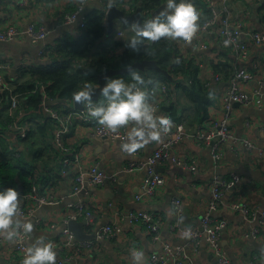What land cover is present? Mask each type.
I'll use <instances>...</instances> for the list:
<instances>
[{"label": "crops", "instance_id": "obj_1", "mask_svg": "<svg viewBox=\"0 0 264 264\" xmlns=\"http://www.w3.org/2000/svg\"><path fill=\"white\" fill-rule=\"evenodd\" d=\"M75 1L0 0V28L9 23L19 27L29 23L43 25L50 30L43 42L52 46L57 38H64L67 42L83 38V27L62 23L64 14L74 9ZM112 1L117 2L118 7H125L124 0ZM136 1L137 5H140L141 0ZM214 1L222 10V17L229 19L232 24L240 25L243 30L264 31V0ZM195 3L200 13L199 20L207 18L209 11L205 1L197 0ZM103 5L101 0L88 1L81 14L87 18L91 11ZM221 27L222 24L218 20L205 31H201L199 27L191 42L175 41V45H180L178 48L184 58L192 64L191 67H198V78L203 85L213 93L212 100L205 107L206 115L201 116V113H198V117H195L194 101L185 93L183 86L174 89L173 95H170L180 114L178 123L182 124L184 130L182 137L172 146V151L187 165L172 161L160 162L156 169L164 177L163 185L151 197L137 201L134 194L141 191L140 186L145 176L143 169L120 171L115 183H107L99 188L85 187L74 195L71 190L74 182L73 171L70 170L66 176L59 173L62 159L66 155L56 145L52 143L44 147L39 157H34L32 151L26 153L21 164H25L30 173L22 178L20 171H15L12 179L17 183L16 187L19 189L20 184L22 190L19 191L22 192L30 191L35 186L39 193L52 195L56 200L53 203H43L33 216L26 219L31 220L34 225L33 231L29 233L30 244L41 237L52 243L59 242L54 246L57 259H62V264H127L128 260L132 259L131 253L134 250L145 253L144 264H155L150 262V254L160 250L165 242H169L186 255L182 264H218L217 255L204 239L198 247L193 248L189 236L171 229L170 224L177 217L173 199L179 197L182 202V212L178 216L180 222L183 225L198 226L211 197L214 179L230 180L237 176L238 180L233 185L221 188V199L224 203L213 211L214 217L224 218L227 224L221 229L220 244L227 253L230 264H264V222L260 223L257 219L248 222L239 211L226 206L230 202H238L252 207H264V157L256 153L258 147L264 146V44H256L242 36L246 53L241 56L230 45L223 46L220 43ZM104 37L105 35L102 38ZM101 39L96 45L100 49H106L99 46ZM41 43H33L27 39L0 41V61L8 60L10 64L4 72V80L6 79L9 86L16 87L30 78L28 72L22 73L20 70L26 64L49 60L46 55L39 53ZM226 64L234 71L239 66L245 67L254 76L244 85L249 93L247 102L231 103L227 120L230 136L222 143V157L215 159L210 145L217 138L205 142L198 140L195 135L200 129L208 131L223 114L221 94L234 72L226 75L222 69ZM215 65H218L219 70L215 69ZM216 75H219V80H216ZM180 79L182 80V77ZM166 117L171 118L172 126L176 125L178 120L174 118L173 113ZM133 123L130 122L126 127H131ZM11 136L15 138L12 134ZM68 138L72 147L82 154L83 163H97L98 167L114 172L129 160L145 159L167 138V134L160 142H153L134 154L121 150L117 140L90 135L88 128L82 124H74ZM246 140L252 142L255 147L247 148ZM3 176L5 175H1L0 179H3ZM4 182L0 180V190L8 186L2 187ZM76 201H81L93 209L94 228L103 223L118 222L123 227L122 233L110 239L97 240L90 247L62 245L64 218L74 211ZM140 207L156 213L163 219L157 236L149 234L143 224L131 223L124 215L128 209ZM36 217L40 218L39 222L35 221ZM253 227L258 228L255 235L251 234ZM12 244L13 240L0 235V264H21L23 257L13 251Z\"/></svg>", "mask_w": 264, "mask_h": 264}, {"label": "built area", "instance_id": "obj_2", "mask_svg": "<svg viewBox=\"0 0 264 264\" xmlns=\"http://www.w3.org/2000/svg\"><path fill=\"white\" fill-rule=\"evenodd\" d=\"M91 0H76L75 7L73 10L64 14L62 23L64 24H76L78 27L85 25L84 16L81 14L85 7V4ZM105 6L109 7L112 4V0H101ZM133 0H124L125 11L129 12L133 10L130 3ZM209 16L207 18H201L199 20L200 30H207L214 22L220 21L222 27L219 32L221 38V44L223 46L230 45L239 55L245 56L246 46L243 43L242 36L251 39L256 44H264V31L252 29L243 30L240 25L232 24L229 19L222 17V10L216 5L214 0H204ZM196 8L197 4L191 2ZM198 10V8H197ZM151 11L145 9V13ZM49 29L43 25H36L29 23L25 26L19 27L16 24L9 23L5 27L0 28V41H9L14 39H27L30 42H42L39 47V53L44 54L48 49L46 43L43 40L49 33ZM118 36L123 35V31L119 28L116 29ZM174 42L175 40L166 39ZM229 40L228 44L224 41ZM185 42V41H181ZM187 43V42H186ZM180 48L179 44H176ZM10 67L7 61H0V96L5 90L11 91L13 86H9L8 82H4L3 75L6 69ZM253 73L247 68L239 66L232 74L230 82L221 94V102L224 106L222 116L214 122L212 128L208 131L198 130L196 132V138L198 140H204L210 142L214 138L210 145L212 156L215 159L222 157L221 146L222 143L230 136L227 120L231 110V103L238 101L246 103L249 97V93L244 85L253 78ZM216 80H219V75L215 76ZM168 86L166 83H160L157 87L153 88L149 95V102L155 109L154 115L156 117L163 116L162 107L166 105V95ZM260 94V91L257 90ZM48 99L46 96L45 100ZM104 99V98H103ZM101 99V100H103ZM18 94L14 93L10 96V108L16 109L18 107ZM98 102V100H96ZM44 110H46L50 116L57 120V125L53 129L52 140L61 152H63L64 158L62 159L60 173L67 175L70 170L73 171L74 182L71 185L72 194H77L80 190L82 191L85 187L94 186L96 188L102 187L107 183H115L118 178L120 171L132 172L137 169H143L145 176L141 183V191L134 194V199L140 201L147 199L154 195L157 189L163 185L164 177L156 169V165L163 161H172L180 165H187L178 155L172 151V146L177 140H179L184 134L183 126L181 123H176L172 126L170 131L167 133V138L161 142L151 153H149L145 159L129 160L122 168L114 172H108L105 169L98 167L97 163L86 164L83 163L82 154L79 150L72 147L71 141L68 138L70 129L75 124H82L88 128V133L94 136H106L111 139L117 140L121 148V144L126 137L128 128L121 126L118 129H109L105 125L99 123V121L91 117L86 106L82 108H76L72 106L66 113L60 114L58 110L52 109L51 107L44 104ZM21 114V113H20ZM20 116V115H19ZM9 132L15 137H25L27 135L28 124L17 119H13L8 123ZM245 145L249 149H253L255 146L252 142L246 140ZM137 153V152H136ZM256 153L259 156L264 157V146L258 147ZM194 168V166H193ZM238 180L237 176H233L230 180H223L221 178H215L211 186V197L208 200L206 210L203 212L200 218L198 226L183 225L178 216L182 212V202L179 197L173 199L175 208L176 218L170 224L171 229L174 232H181L184 234L186 230H190L189 235L190 245L193 248L198 247L205 240V243L214 251L218 257V264H230L227 253L222 249L220 244V233L221 229L225 227L226 220L224 218H217L213 216V211L224 202L221 199L222 187H228L233 185ZM8 186L3 187L2 189ZM17 188L16 186H13ZM1 189V190H2ZM18 189V188H17ZM19 191V189H18ZM20 206L18 210V218L21 222L26 221L34 215L36 209L43 203H53L56 200L47 193H39L36 187H32L30 191L20 192ZM75 209L69 215L64 218L63 237L62 245L74 246L76 248L90 247L92 244L99 239H110L117 237L123 231V227L118 222H107L94 228V211L89 205L76 201L74 203ZM228 208L234 211H239L248 222L258 220L260 223L264 222V207H252L244 203L230 202L226 204ZM124 215L133 224H143L145 230L152 236H157V232L163 224V219L154 212L146 208H132L128 209ZM36 222L40 221L39 217L35 218ZM70 219L82 220L87 231H95V239L78 240L72 230L67 227V223ZM54 226V224L52 225ZM258 232L257 227L251 229V234L255 235ZM19 236L13 240L12 249L14 252L21 254L24 257L26 248L30 245V234L25 233L22 228V224L19 228ZM252 235V236H253ZM54 245H58L59 242H53ZM63 247V246H62ZM186 255L180 248L173 247L169 242H165L160 250L154 251L150 254L149 260L155 264H165L170 262L171 264H182ZM59 264L63 263L62 259H57ZM127 264H134L132 259L128 260ZM258 264V263H251Z\"/></svg>", "mask_w": 264, "mask_h": 264}, {"label": "trees", "instance_id": "obj_3", "mask_svg": "<svg viewBox=\"0 0 264 264\" xmlns=\"http://www.w3.org/2000/svg\"><path fill=\"white\" fill-rule=\"evenodd\" d=\"M191 1L196 2L197 0H188V2ZM176 2L179 4L185 0H176ZM162 3H167V0H141L139 4L142 6L143 15L148 16L150 11L145 13V9L153 10ZM112 4L116 5L117 2L112 1ZM105 5L91 11L87 18L83 15L85 20L82 29L83 38L70 42L63 40L64 38H57L53 46L46 44L50 46V49L44 55L49 60L26 64L24 67L18 66L22 67L20 68L22 73L28 72L30 78L12 88L11 91L5 90L0 96V176L5 175L3 179H0L5 181L3 185L1 184L2 187L11 186V183L16 186L17 183L12 179L15 171H20L22 178L28 176L30 169L25 164H21L26 153L32 151L34 157H39L41 150L53 143V129L57 125V120L44 110V97L49 99L64 97L70 100L77 88L87 81H97V76L110 68L127 66L138 60L154 59L161 68L168 71L169 75H165L153 66H147L144 69L135 68V70L144 77L146 81L144 87L148 94L160 83L167 84V105L161 108L164 116L173 113L174 118L178 120L176 123L179 122L180 114L170 95H173L174 89L180 86H183L185 93L194 101L195 117H198V113H201V116L206 115L205 107L213 98L212 90L203 85L198 78V67H191L192 64L184 58L174 42L166 39L150 41L145 38L139 50H133L124 41H115L114 48L111 49H100L96 45L106 33ZM130 5L134 9L137 1L133 0ZM122 8L125 10L124 6ZM131 11L133 10L129 12ZM215 69L219 70L218 65H215ZM222 69L226 75L234 71L228 64ZM112 76H123L128 81L132 80L131 73ZM14 93L18 94V107L11 109L10 96ZM102 98L103 95L98 101ZM50 107L58 110L60 114H64L69 108L63 103ZM13 119L28 124L25 137L13 138L11 136L8 123Z\"/></svg>", "mask_w": 264, "mask_h": 264}, {"label": "clouds", "instance_id": "obj_4", "mask_svg": "<svg viewBox=\"0 0 264 264\" xmlns=\"http://www.w3.org/2000/svg\"><path fill=\"white\" fill-rule=\"evenodd\" d=\"M199 18V11L188 0L179 4L176 0H167L166 7L161 12L143 23L133 22L135 35L127 40V46L139 50L145 38L150 41L171 39L191 42L200 27ZM229 42L224 41L225 44ZM128 68L131 81L123 76H106L102 87L97 81H87L72 95L76 103L87 107L91 117L109 129L115 130L134 122L121 144L124 152L134 154L153 142H160L170 131L173 121L169 117L154 115L155 109L149 102L148 91L144 87V77L133 66L129 65ZM97 87H100L104 98L98 102L93 99V92ZM44 104L43 101V107ZM72 106L73 104L69 105L67 110ZM20 197L18 189L13 186L0 190V235L6 236L10 241L19 236L21 224L25 233H31L34 228L31 220L21 222L18 218ZM184 235H191L190 230H186ZM131 255L134 264H144L143 251L134 250ZM21 264H57V250L51 241L41 237L26 248Z\"/></svg>", "mask_w": 264, "mask_h": 264}, {"label": "water", "instance_id": "obj_5", "mask_svg": "<svg viewBox=\"0 0 264 264\" xmlns=\"http://www.w3.org/2000/svg\"><path fill=\"white\" fill-rule=\"evenodd\" d=\"M166 7V3H162L156 8H154L151 13L148 16H144L142 13V6L137 5L135 9L127 13L124 11L122 7H118L116 5H111L105 9V25H106V33L105 36H109L110 33L113 31L114 28V20L117 19L123 24H129L133 26V22H140L143 23L147 19L151 18L153 15L161 12L164 10ZM257 7V6H256ZM133 66L134 68H139V69H144L147 66H153L155 69L163 72L165 75H169L168 71L164 68H161L156 60L154 59H143V60H138L134 61L133 63L129 64ZM121 66L118 68H110L102 73H100L97 76V83L102 87L103 84L105 83V77L106 76H112L116 74H122V73H130L128 66ZM230 79L227 80L229 82ZM100 92V87H97L95 91L93 92V99L98 100L99 97L101 96ZM57 103H63L65 106H69L73 104V106L77 108H82L83 105L79 104L78 102L76 103L75 100L70 99L67 100L64 97H56V98H50L46 100L45 104L46 105H54ZM158 168V164L156 165ZM19 189L22 190V186L19 184ZM141 208V207H140ZM67 227L73 231L74 236L79 239V240H85V239H95L96 238V233L95 231H87L84 222L82 220H77V219H70L67 223ZM101 240V239H99Z\"/></svg>", "mask_w": 264, "mask_h": 264}, {"label": "rangeland", "instance_id": "obj_6", "mask_svg": "<svg viewBox=\"0 0 264 264\" xmlns=\"http://www.w3.org/2000/svg\"><path fill=\"white\" fill-rule=\"evenodd\" d=\"M117 26H120L121 30L124 32L122 36H118L116 34ZM133 35H135L134 26L129 25V24H123L119 20L115 19L113 31L110 33L109 36H105L104 38L100 40L99 46L102 48L111 49V48H114L115 41L126 42Z\"/></svg>", "mask_w": 264, "mask_h": 264}]
</instances>
